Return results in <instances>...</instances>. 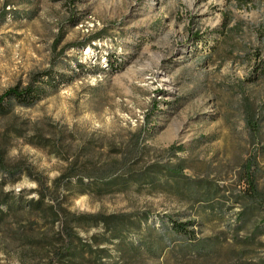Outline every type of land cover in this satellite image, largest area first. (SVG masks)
I'll return each instance as SVG.
<instances>
[{"label":"rangeland","instance_id":"obj_1","mask_svg":"<svg viewBox=\"0 0 264 264\" xmlns=\"http://www.w3.org/2000/svg\"><path fill=\"white\" fill-rule=\"evenodd\" d=\"M242 1L0 0V94L52 72L43 98L0 116L8 162L29 165L50 187L75 161H184V185L67 195L79 235L73 264H264V0ZM171 145L183 147L172 154ZM248 160L258 201L246 191ZM3 178L0 264H46L61 229L45 220L55 193L26 172ZM96 212L146 216L147 241H170L136 253V223L119 237L73 219ZM186 220L200 251L172 229Z\"/></svg>","mask_w":264,"mask_h":264},{"label":"trees","instance_id":"obj_2","mask_svg":"<svg viewBox=\"0 0 264 264\" xmlns=\"http://www.w3.org/2000/svg\"><path fill=\"white\" fill-rule=\"evenodd\" d=\"M242 1V0H241ZM250 0H243L241 4H247ZM52 72L45 70L40 73L39 76H34L25 85L16 84L9 87L0 94V116H5L14 109V107L22 106L29 107L43 98L45 95V89L43 83L48 81L51 83L50 76ZM45 76V79H44ZM252 128H256L251 120L248 121ZM183 146L171 145L168 151L174 154L176 151L182 149ZM137 156L136 151H130ZM122 156H131L130 154H123ZM89 161V160H88ZM83 164V163H82ZM70 162L66 169L53 179L52 185L49 187L44 183L42 175L35 174L29 165H23L18 163H10L3 155L2 148L0 147V174H7L9 177L19 172H26L33 176L39 184L41 191L53 194L52 201L57 202V205H52V212L50 216L45 215V220L50 223H55L61 220V229L58 234V240L52 245V255L46 264H73L78 254V246L75 242L79 239V235L75 232L74 224H71V220H67L70 211L65 206L67 195L75 193H89L94 196H105L117 192H124L128 183H138L140 186L155 187L157 183L163 182L165 184L169 182H175L184 185L187 184V175L184 173L185 165L183 160H179L175 163H151L146 164L141 169L129 168L127 166L126 158H119V160H110L99 163L87 162L84 165ZM244 172L246 175L247 193L248 197L254 201L262 199V195L259 192L254 175V162L248 160L244 164ZM6 182V178L0 180V205H5L7 209H10L9 193L3 190V185ZM66 190L67 194L62 195V198L56 199L58 190ZM183 195V194H182ZM194 194L191 195V197ZM209 193L205 194L204 201H207L210 196ZM46 196V195H45ZM44 199V194L36 200V206L40 205ZM60 199V200H59ZM264 202V200H262ZM73 214V213H72ZM7 215L0 212V223ZM78 217V218H77ZM73 219H82L83 221H92L95 223H102L109 231H113L117 236H121L126 230L131 229L133 224H137V234L142 232L140 236V244L136 253H140V247H146L150 250H155L161 244H165L170 241V238L159 237L158 241H147V237L141 229L142 224L146 223V216L134 218L132 215H120V214H104L101 212L82 214L81 216H74ZM63 220V221H62ZM189 225H194L192 221H172V229L174 232H179L183 235H188L184 243L186 249H196L200 251L201 242L197 238L194 229H189ZM203 244V243H202ZM83 247V244L82 246Z\"/></svg>","mask_w":264,"mask_h":264}]
</instances>
